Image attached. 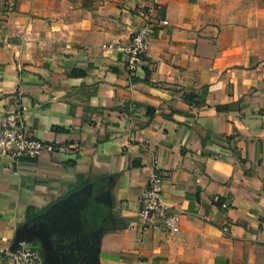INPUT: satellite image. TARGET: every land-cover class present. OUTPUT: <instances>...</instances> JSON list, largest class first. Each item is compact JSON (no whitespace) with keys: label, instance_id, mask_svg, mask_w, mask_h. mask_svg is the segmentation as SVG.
Masks as SVG:
<instances>
[{"label":"crops","instance_id":"obj_1","mask_svg":"<svg viewBox=\"0 0 264 264\" xmlns=\"http://www.w3.org/2000/svg\"><path fill=\"white\" fill-rule=\"evenodd\" d=\"M14 3L0 0V125L21 109L56 150L0 168V248L31 239L72 264L32 222L85 194L109 211L77 264H264V0H162L152 16L151 0ZM145 25L130 66L120 48ZM154 175L178 233L139 226Z\"/></svg>","mask_w":264,"mask_h":264},{"label":"built area","instance_id":"obj_2","mask_svg":"<svg viewBox=\"0 0 264 264\" xmlns=\"http://www.w3.org/2000/svg\"><path fill=\"white\" fill-rule=\"evenodd\" d=\"M162 0H151L148 6L150 16L160 9ZM7 12L15 7L14 0H4ZM167 24L166 21H162ZM152 28L145 25L135 32L127 47H121L127 62L134 66L147 55L150 49ZM30 125L23 110L16 109L9 113L0 125V168L6 159L17 162L21 158L39 159L44 153H54L53 143L33 137ZM138 223L143 230L163 227L171 233H178L181 227V214L163 196L162 178L154 175L140 201ZM0 264H47L45 254L40 247L30 240H20L8 248H0Z\"/></svg>","mask_w":264,"mask_h":264},{"label":"rangeland","instance_id":"obj_3","mask_svg":"<svg viewBox=\"0 0 264 264\" xmlns=\"http://www.w3.org/2000/svg\"><path fill=\"white\" fill-rule=\"evenodd\" d=\"M89 197L85 194L73 195L32 222L41 236L48 239L53 254L72 264L82 262L90 255L94 235L100 225V222L87 221L84 217Z\"/></svg>","mask_w":264,"mask_h":264},{"label":"trees","instance_id":"obj_4","mask_svg":"<svg viewBox=\"0 0 264 264\" xmlns=\"http://www.w3.org/2000/svg\"><path fill=\"white\" fill-rule=\"evenodd\" d=\"M76 190L70 192V195L73 194ZM70 197L68 196L67 198L63 199L62 201L58 202H64L67 201ZM88 204L86 209L84 210V217L87 221H92V222H101L107 214H108V207L103 205L102 203H99L95 200V195H91L88 198ZM52 208V207H51Z\"/></svg>","mask_w":264,"mask_h":264},{"label":"water","instance_id":"obj_5","mask_svg":"<svg viewBox=\"0 0 264 264\" xmlns=\"http://www.w3.org/2000/svg\"><path fill=\"white\" fill-rule=\"evenodd\" d=\"M21 240H30V241H32L31 239H21ZM18 241H20V240H18ZM18 241L14 242V245H15ZM45 257H46V255H45Z\"/></svg>","mask_w":264,"mask_h":264},{"label":"flooded vegetation","instance_id":"obj_6","mask_svg":"<svg viewBox=\"0 0 264 264\" xmlns=\"http://www.w3.org/2000/svg\"><path fill=\"white\" fill-rule=\"evenodd\" d=\"M37 245V244H36Z\"/></svg>","mask_w":264,"mask_h":264}]
</instances>
